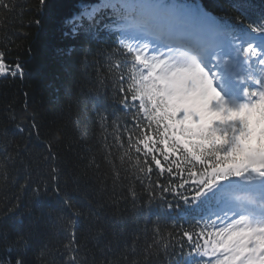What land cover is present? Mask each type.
<instances>
[{"label":"trees","instance_id":"1","mask_svg":"<svg viewBox=\"0 0 264 264\" xmlns=\"http://www.w3.org/2000/svg\"><path fill=\"white\" fill-rule=\"evenodd\" d=\"M95 2L47 0L41 6L39 0H10L11 10L0 8V51L10 66L18 62L23 68L22 75L0 77V230L16 239L15 217L25 225L35 219L27 214L37 201L33 189L47 182L39 202L51 215L43 217L40 235L28 252L32 264H65L70 231L76 234L81 264H203L194 251L196 234L206 225L209 232L213 225L223 226L231 213L219 218L189 215L184 210L191 201L185 204L174 191L156 187L180 184L175 170L169 175L154 168L150 181L156 198L149 204V179L141 183L128 163L121 164L123 149L116 137L126 146L125 129L133 130L139 118L135 107L120 102L123 81L118 75L127 78L131 58L119 34L105 27L107 15L92 24L90 33L73 35L68 22L83 5ZM188 2L236 23L231 0ZM116 62L119 73L109 70ZM100 113L107 118L103 129ZM49 142L55 161L48 158ZM183 176L187 179V172ZM57 186L73 208L64 206L54 191ZM129 189L137 194L135 204ZM185 189L176 191L190 196ZM60 215L64 221L57 219ZM68 220L73 221L70 228ZM185 231L193 234V242Z\"/></svg>","mask_w":264,"mask_h":264},{"label":"snow or ice","instance_id":"2","mask_svg":"<svg viewBox=\"0 0 264 264\" xmlns=\"http://www.w3.org/2000/svg\"><path fill=\"white\" fill-rule=\"evenodd\" d=\"M46 2L39 0L41 6ZM12 7L10 0H0V8ZM231 7L238 13L236 23L188 0H96L68 22L73 35L90 33L92 24L107 15L105 27L119 34L131 58L127 78L118 75L123 81L120 102L135 107L139 118L134 117L133 130L125 129L126 146L116 137L123 149L121 164L128 163L141 183L144 177L150 181L154 168L169 175L175 170L180 184L156 187L174 191L185 204L191 201L184 211L193 218L231 213L223 226L213 225L209 232L206 225L196 234L194 251L203 264H264V3L231 0ZM113 69L119 73L120 63L112 64ZM22 74V65L10 66L0 51V77ZM106 119L99 114L102 129ZM17 129L23 132L19 125ZM51 148L49 142L48 158L55 161ZM51 173L56 179L55 167ZM48 187L45 182L33 189L37 201L27 214L34 220L25 225L15 217V240L0 230V264H32L28 252L40 235L43 217L51 215L39 202ZM147 190L151 204L156 198L151 181ZM54 191L65 207H74L60 195L59 186ZM129 192L135 204L137 194ZM57 219L65 220L62 215ZM66 223L70 228L73 221ZM184 236L193 242L192 233L185 231ZM64 248L65 264H81L74 231Z\"/></svg>","mask_w":264,"mask_h":264}]
</instances>
